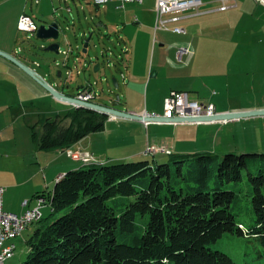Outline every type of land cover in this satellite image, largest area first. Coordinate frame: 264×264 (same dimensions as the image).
I'll use <instances>...</instances> for the list:
<instances>
[{
  "label": "crops",
  "instance_id": "crops-1",
  "mask_svg": "<svg viewBox=\"0 0 264 264\" xmlns=\"http://www.w3.org/2000/svg\"><path fill=\"white\" fill-rule=\"evenodd\" d=\"M157 2L146 0L138 11L130 8L126 13V41L122 39L126 74L121 107L116 109L138 116L163 115L164 101L171 93L187 92L192 100L214 104L218 115L264 110V2L227 0L230 8L222 11L221 0H203L199 9L186 11L177 24H169L170 28L182 27L185 34L156 29ZM29 4V0H0V51L38 73L32 67L36 63L33 49L21 44L25 39L18 30L20 17L30 15ZM183 46L190 52L179 57ZM70 53L57 63L67 73L71 72L66 65V60L70 65ZM35 66L43 68L39 63ZM57 73L63 76L55 70L52 82L38 75L67 95ZM52 74L48 71L45 76ZM93 92L97 93L94 88ZM106 99L111 103L108 107L116 101L112 96ZM74 109L0 56V186L6 189V211L23 214L25 200L34 207L37 194L52 192L59 177L83 167L66 150L41 151L32 135V127H42L47 118ZM149 146L172 154L149 155ZM70 149L91 153L94 164L100 165L167 161L176 155L204 153L262 154L264 116L211 123L151 122L147 126L134 119L109 117L104 131L89 135ZM48 207L51 209L50 204L41 209L43 218L49 214Z\"/></svg>",
  "mask_w": 264,
  "mask_h": 264
},
{
  "label": "trees",
  "instance_id": "trees-1",
  "mask_svg": "<svg viewBox=\"0 0 264 264\" xmlns=\"http://www.w3.org/2000/svg\"><path fill=\"white\" fill-rule=\"evenodd\" d=\"M108 119L78 108L47 118L41 135L35 126L32 135L41 151H64L104 131ZM244 173L253 189L248 230L234 212ZM36 197L48 201L53 220L30 224L24 264H237L208 248L227 233L251 236L264 257V153L83 165Z\"/></svg>",
  "mask_w": 264,
  "mask_h": 264
},
{
  "label": "rangeland",
  "instance_id": "rangeland-1",
  "mask_svg": "<svg viewBox=\"0 0 264 264\" xmlns=\"http://www.w3.org/2000/svg\"><path fill=\"white\" fill-rule=\"evenodd\" d=\"M29 1L28 13L32 15L38 27L49 26L54 23H57L60 27V38L58 41L40 40L34 34L19 32L20 38L25 39L21 44L25 43L24 47L26 49H33L32 58L33 62H36L35 65H38V63L43 65V68H37L32 63V67L41 76L47 77L48 82L54 81L52 73L55 70L62 71L61 82L63 87L60 88L67 87L65 92L68 96H77L79 87H87L88 84H91L98 93L95 98L96 103L111 106L106 97L112 96L115 98L120 96L121 99V94L124 92L123 73L126 74V67L120 63V60L127 59V54L123 52L124 47L122 46V39L126 41L123 32L124 25L127 24L125 21L126 13L130 8L138 11L141 6L127 5L124 9L119 7V3H110L98 7L93 0ZM90 34H92V39L87 53L84 54L85 36L88 38ZM54 42L60 44V54L43 50ZM72 50L73 53H70L72 71L71 74H68L65 68L60 65L57 66V63H61L67 58V56L62 54L63 51L71 52ZM97 64L101 65L98 71L96 70ZM48 71L51 72V77L45 76ZM115 79L119 83L118 87ZM118 107H121V105H118ZM73 108L75 107L73 106ZM59 114L63 116L68 114V112ZM37 132L41 135V126H38ZM220 157H224V155ZM167 160H170V158H167ZM55 186L56 183L54 182L52 189ZM234 189L237 190L240 198L234 209L237 221L242 223L248 230L253 224L254 214L251 209L253 189L250 186L247 173H244L243 181ZM47 209L49 214L45 215L44 223H50L53 220L50 215L51 209L49 207ZM35 227L36 225H31L22 237L19 236L14 241L17 251L6 264H24L28 254L26 241ZM208 248L227 254L237 264H264V257H261L257 251L256 240L246 235V233L245 235L227 233L217 242L210 244Z\"/></svg>",
  "mask_w": 264,
  "mask_h": 264
},
{
  "label": "built area",
  "instance_id": "built-area-1",
  "mask_svg": "<svg viewBox=\"0 0 264 264\" xmlns=\"http://www.w3.org/2000/svg\"><path fill=\"white\" fill-rule=\"evenodd\" d=\"M146 0H93L98 7L105 6L110 3H119L120 8H124L128 4L142 5ZM223 3L222 11L228 10L230 7L227 5V0H221ZM264 2V0H257ZM203 0H158L156 8V29H162L164 31H170L177 34H185L186 31L182 27L174 26L169 27V24H177L182 18L181 14L189 10H197L202 5ZM39 27L35 23L34 19L28 15L23 14L18 22V30L27 34H36ZM20 51V50H19ZM190 50L183 46L179 50V57L184 54H188ZM61 53V49H60ZM68 51H63L62 54L69 56ZM71 74V72H68ZM98 93L94 92H79L76 98L80 101L93 103ZM218 115L216 107L212 103H201L196 100H192L187 92H173L164 101V113L163 115L154 113H145L141 121L146 126L158 118H164L168 122L175 124L176 120H186L193 118H211ZM159 123V122H156ZM163 148L149 146L146 152H151L153 155H157ZM69 157L79 162V158L83 156H92L91 153L84 151H73L71 149L66 150ZM6 189L0 186V264H3V259L6 255L15 254L16 252H7L6 244L15 241L26 230L29 220H36V223L43 217L41 209L48 204L37 203L34 207H31L30 200L23 202L25 211L23 214L18 215L12 212H8L4 208V195Z\"/></svg>",
  "mask_w": 264,
  "mask_h": 264
},
{
  "label": "water",
  "instance_id": "water-1",
  "mask_svg": "<svg viewBox=\"0 0 264 264\" xmlns=\"http://www.w3.org/2000/svg\"><path fill=\"white\" fill-rule=\"evenodd\" d=\"M35 36L37 39H40V40L58 41L60 38V27L57 23L51 24L49 26H45V25L40 26ZM91 39H92V34H90L89 37L85 40L84 49H83L84 54L87 53ZM60 49H61L60 44L57 42H54L49 47L44 48L43 50L56 53V54H60ZM0 56L12 62L16 66H18L22 71H24L29 77H31L38 85H40L45 91H47L54 98H56L59 101L67 102L73 105L75 109L84 108V109L98 112L100 114L107 115L108 117H112V118L134 119L138 121L143 120L142 116L134 115V114L123 112V111L116 109V107L120 104V96L116 97L117 102H114L112 104V107L100 105L95 102L93 103L83 102V101L78 100L76 96L71 97L63 93H60L52 85H50L46 80H44L40 75H38L36 71L30 69L28 66L24 65L23 63L15 59L13 56L5 54L1 51H0ZM97 65L98 66L96 70L98 71L100 69V65L99 64ZM115 82L118 87L116 79H115ZM256 116H264V110L251 111V112L225 113V114L216 115L211 118H193V119H186V120L179 119V120H176L175 122L176 123L227 122V121L238 120V119L248 118V117H256ZM153 122L167 123L168 121L164 118H158V119L153 120Z\"/></svg>",
  "mask_w": 264,
  "mask_h": 264
},
{
  "label": "bare ground",
  "instance_id": "bare-ground-1",
  "mask_svg": "<svg viewBox=\"0 0 264 264\" xmlns=\"http://www.w3.org/2000/svg\"><path fill=\"white\" fill-rule=\"evenodd\" d=\"M147 153L151 154V152H147ZM158 153H163V154H167V155H171L172 154L169 150H166V149H162ZM79 162L83 163L84 165H91V164H94V159H93L92 156H83V157L79 158ZM44 202H47L44 198H37V203H44ZM42 218H40L39 220H41ZM33 222H36V220H29L27 227ZM16 247L17 246H16L14 241L11 242V243H7L6 244V251L7 252H15L16 251ZM14 255L15 254L6 255V257L3 259V264H6L7 261L9 259H11Z\"/></svg>",
  "mask_w": 264,
  "mask_h": 264
}]
</instances>
